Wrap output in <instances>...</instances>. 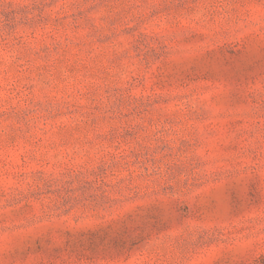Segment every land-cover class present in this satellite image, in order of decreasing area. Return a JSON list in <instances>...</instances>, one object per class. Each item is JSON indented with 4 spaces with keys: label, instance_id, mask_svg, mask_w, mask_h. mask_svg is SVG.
Instances as JSON below:
<instances>
[{
    "label": "rangeland",
    "instance_id": "obj_1",
    "mask_svg": "<svg viewBox=\"0 0 264 264\" xmlns=\"http://www.w3.org/2000/svg\"><path fill=\"white\" fill-rule=\"evenodd\" d=\"M0 264H264V0H0Z\"/></svg>",
    "mask_w": 264,
    "mask_h": 264
}]
</instances>
